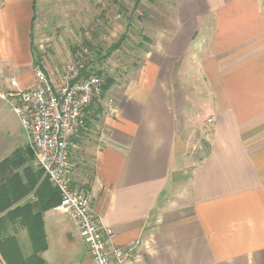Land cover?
Instances as JSON below:
<instances>
[{"label":"crops","instance_id":"crops-1","mask_svg":"<svg viewBox=\"0 0 264 264\" xmlns=\"http://www.w3.org/2000/svg\"><path fill=\"white\" fill-rule=\"evenodd\" d=\"M179 12L137 78L87 109L70 147L71 184L89 194L117 246L136 243L127 264H264V0H184ZM35 14V0H0L1 91H12V78L34 84ZM27 147L0 98V163ZM9 180L18 194L30 190L13 208L39 202L45 182L55 188L28 153L0 175ZM60 212L44 213L40 256L91 264L76 222ZM24 216L3 226L28 257Z\"/></svg>","mask_w":264,"mask_h":264},{"label":"rangeland","instance_id":"rangeland-1","mask_svg":"<svg viewBox=\"0 0 264 264\" xmlns=\"http://www.w3.org/2000/svg\"><path fill=\"white\" fill-rule=\"evenodd\" d=\"M183 1L37 0L33 32L37 63L57 76L84 58L101 72L103 84L110 83L102 98L112 102L140 74L145 54L176 29ZM116 44L120 46L113 49ZM186 156L197 157V146L191 143Z\"/></svg>","mask_w":264,"mask_h":264},{"label":"built area","instance_id":"built-area-1","mask_svg":"<svg viewBox=\"0 0 264 264\" xmlns=\"http://www.w3.org/2000/svg\"><path fill=\"white\" fill-rule=\"evenodd\" d=\"M87 67L82 58L53 78L38 65L30 88L21 89L12 78V91L0 90V98L18 117L35 165L59 191L56 210L70 214L76 222L91 264H127L136 243L129 248L117 246L113 229L95 212L89 194L71 184L70 147L86 128L87 109L102 96L103 78Z\"/></svg>","mask_w":264,"mask_h":264},{"label":"trees","instance_id":"trees-1","mask_svg":"<svg viewBox=\"0 0 264 264\" xmlns=\"http://www.w3.org/2000/svg\"><path fill=\"white\" fill-rule=\"evenodd\" d=\"M36 10V0H35ZM36 19V14L35 18ZM120 44H116L113 49H117ZM87 68L94 69L90 66ZM86 72V71H85ZM98 74L101 72L98 70ZM109 84H103L102 86V97L105 91L109 88ZM27 153L33 159V154L29 147L26 150H18L11 157L7 158L0 163V175L7 172L9 169L16 168L22 165L26 161ZM5 184H0V253L5 260L6 264H47L45 260L40 256V253L48 248L45 226H44V213L48 210L56 208L61 201V196L57 188L50 187V183H44L41 188V194L44 195L40 201L35 204H26L23 207L13 208L14 204L23 196L29 194L30 190L23 186V190L18 194L17 188L14 186V182L8 181ZM48 188L49 192L46 191ZM48 192V196L45 194ZM38 194V191H36ZM48 199L45 200L44 198ZM25 213L23 217V224L28 230L33 253L32 255L25 257L21 252V248L18 244L17 239L14 236L5 235L6 220L13 216L17 211ZM1 264V263H0Z\"/></svg>","mask_w":264,"mask_h":264}]
</instances>
